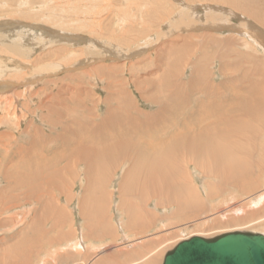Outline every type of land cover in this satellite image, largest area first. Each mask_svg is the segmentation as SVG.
I'll use <instances>...</instances> for the list:
<instances>
[{
	"label": "bare ground",
	"instance_id": "1",
	"mask_svg": "<svg viewBox=\"0 0 264 264\" xmlns=\"http://www.w3.org/2000/svg\"><path fill=\"white\" fill-rule=\"evenodd\" d=\"M47 1L49 2V0ZM71 1L73 2V0ZM71 1H64V4H71ZM87 1L89 3H85V5L90 9L85 8L88 13V16H86L88 20H91L88 23L85 22V17H83L85 20L82 21L79 15L77 16L78 19L66 15L69 14V8H66V10L68 9L66 12L63 11L65 10V7H63L61 9L63 12L61 14L57 13L56 8L49 7L52 5L51 3L46 5L39 0H0V18H4L2 20H10L1 21L0 19V75L9 72V70L23 68L24 62L16 63L14 69L8 68L9 65L7 66L2 57L9 50L3 45L6 44L5 41L7 40L4 37L7 36L5 33L11 29V26L18 25L15 28L12 27L15 30L13 33L20 35L18 43L20 41L24 42L26 37L32 35L27 34V36L23 32L24 30H18L21 26L19 25L20 22H18L20 20L22 21L21 29L25 27L33 28L30 32L35 33L36 36H33L38 38L33 40H40L45 45L48 44L44 35L40 36L33 30L39 29L40 33H47L48 27L34 23L31 25L26 21H41L52 26H59L60 24L61 27L68 28V30L72 28L71 30L76 32H78L77 29L91 30L94 34L105 31L109 44L101 43L102 39L94 35H92L94 39L92 37L77 38L76 36L72 38H59V36H55V39L49 38V41L55 44L73 43L72 45L69 44L73 48L66 47L69 51L64 48H58V52L65 55L61 62L66 68L72 63L68 62L69 58H75L77 61L81 59L73 56L77 55L79 49L74 46L86 43L85 47L92 49V43L96 42L97 45L93 46L96 48L100 46L107 54L106 60L110 62L119 57L118 53L114 52L115 50L113 51V49H119L122 46L127 47L132 42L141 43L140 41L143 38L149 40L152 38L151 34L153 32L154 34L156 32L155 40L157 41L159 36L163 34L161 31L162 26H160L161 29H158L153 25H149V23H153L154 19L165 20V22L166 19L167 21L170 19V24L167 27L169 28L172 25L173 29L169 30L168 33L164 32L170 39L167 41L164 36L166 42L164 47H162L163 50L159 49L164 54L162 56L158 55L157 63H160V60L163 59L161 66L158 64L155 68L156 71L158 68L157 73L154 71L155 69L151 73L152 68H150L147 73L148 76H143L142 80V76L140 78L139 76L135 77L136 72H132V63L131 67H127L130 72L128 74H131L132 80H134L135 84L133 85L138 91L137 93L144 100L150 102L149 104L157 107V111L149 113L139 108L140 106L135 101L136 99L128 90L130 82L127 81L128 79L121 77L127 72L124 68L113 62L110 66L104 64L91 68L90 64H95V60L90 62L89 55L81 52V50L80 56H83L79 61L81 64L73 72H80V69L83 71L85 67H90L87 71H94L98 80L94 75L88 74V72L76 73L75 76H70L73 80L81 82L80 87L75 86L77 91L71 90L75 92V95L71 97L69 94L66 97L62 85L56 83L59 88V97L52 93L50 97L46 96L39 103L38 108L34 109H31L27 104L25 105L26 112H40V117L34 115L33 118L37 122H41V124L37 125V122L29 120L28 128L23 129L22 134L19 135L17 133L18 135L15 134V136L7 130L0 132V183L3 177V183L6 182L9 185L6 187L8 190L5 192L2 190L3 188H0V219L10 211L24 210L26 205H23L22 201L26 203L30 198L32 200L31 204L35 203L42 207L39 210V207L31 206L32 208L29 212L31 216L28 215V220L31 223L25 224L23 222L27 227L29 226L28 228L33 230L31 233L34 235V240H36L32 244L33 246H29L28 241L26 242L29 247H33L32 257L35 259L33 263L48 264V261L42 262V260H47L50 257L52 261L49 264H158L166 249L171 247L185 230L196 229L195 231L198 232L212 233L217 230L254 229L258 232L256 234L264 235V136L262 130L255 126L256 124L250 125L246 120L251 118L264 127V108L259 110L258 113L249 111L245 114L246 119L244 116V120L241 118L236 120L235 123H227L226 121L221 123L216 128L217 130L220 129L219 133L215 131V128L210 129L209 125L203 124L206 122L203 120L202 124L205 125V128L200 129L201 132L199 130V133L195 135L175 136L182 133L179 132L178 128L171 127V118L170 121L164 120V112L175 108L178 109L179 106L181 109V106L184 105L186 115L189 114L194 117L195 115L192 114H199V117L202 116L204 118L206 116L205 119L207 121H214L210 118V115H214V110L213 114H209L204 113L205 109L197 110L196 108L200 105L197 102H204L208 99V97L203 99L204 96L212 94L207 95L208 90L214 87L209 84L212 74H204L205 83L203 79V82L199 81L201 79L200 76L196 80L190 78L192 80L189 79L191 83L190 89L186 91L184 90L185 88L183 89L186 84L184 85L182 82L181 85L179 83L182 81L180 79L182 74L179 71V66L182 61L193 57L195 60L192 59L193 61L186 62V64L184 62L182 67L185 68L188 65L192 67L193 65L195 69L192 74L197 73L195 70L205 71V62L211 58L209 51H212V49L209 50L208 48L207 50L206 48L209 44L215 46L222 43L223 45H229V47L235 46L236 49L241 47L248 50L255 46L257 52V46H259L260 51H264V0H195V2L205 3V5H200L197 8H192V4L188 6L190 3H186L185 0H174L176 2L174 4L173 0H105L106 2L114 3L117 8L118 12L116 14L119 18L117 26L120 33L111 28L112 22L105 27L104 23H107L108 16L106 14L107 16L105 17V9H100L101 11H96V13L92 10L96 8L95 6H97L99 1ZM76 2L79 3V0H76ZM61 4L63 3L59 5ZM177 8L180 12H178ZM151 10H155V12L151 13ZM213 10L214 12H210ZM113 12L115 13L114 10L111 13L113 14ZM177 13L179 14L177 15ZM197 13L200 16L202 15L203 19L207 14V24L204 23V26L198 24L196 21ZM227 17H229L228 19L237 20L239 25L231 26V24H228ZM12 19H15L16 22L12 21ZM219 22L226 23L219 24ZM161 24L163 23L161 22ZM153 28L157 29L154 30ZM183 31H192L194 34H196L195 32L199 33V31H204L205 33L183 35ZM228 31L235 34L225 35V38H218L216 35L218 32L228 33ZM178 33L180 38H175ZM234 35L235 37H233ZM239 36L242 37V39L240 38L241 40L237 38ZM95 37L99 42L95 41ZM160 39L162 40V37L158 40L160 41ZM179 41L184 43L177 46ZM196 41H200L198 46L199 43H202L201 48L196 46ZM10 42L12 44H10V51L14 54L20 49V45H15V41H11V39ZM194 42H196L195 46ZM140 46L145 47L144 44H140ZM222 48L224 49V46ZM199 51H201L200 56H198ZM143 58L145 59L146 57L144 56ZM222 58L224 59L225 55H222ZM97 60V62H100V59ZM101 61L104 63L105 60ZM229 61L230 63L228 64L232 65L231 60ZM263 62L264 60L261 62L262 66ZM112 64L116 66H111ZM230 68L232 69V67ZM227 72L223 73L227 74ZM68 79L69 77L66 80ZM87 79L91 82L92 80H97L99 83L102 82L108 85L105 90L108 91L105 100H102V97H96L91 87H89L90 85H85ZM254 79L257 78L255 77ZM65 83L69 85L68 82ZM220 84H217V86ZM147 85L154 92L151 91L149 93ZM46 91L48 92L49 89L40 88L31 94V99H39L41 101L47 93ZM191 96L193 98L196 97L194 99L196 102L191 100ZM259 96L261 97V95ZM88 97L93 99L89 106L87 104ZM19 98H22V94H17V99ZM103 102L107 103L108 109L106 112L103 111L101 115ZM202 105H205L204 108L207 107V104L203 103ZM8 108L13 109V113H7L0 117V130L3 128L7 129L12 121L14 124L11 125L12 127L10 126V129H20L22 117L18 115L19 110L17 104L15 105V101L11 100ZM217 108L215 109L217 110ZM7 110L9 111V109ZM214 119L216 120L217 118ZM165 121L169 122V124ZM40 127L45 130L48 129V134L43 133ZM11 138L15 139V141H11ZM205 159H207L206 162L204 161ZM189 170L195 174H199L198 172L203 173L207 179L211 178L219 181L217 185H211L210 183L203 185L207 192L206 199L201 198L198 189L193 187ZM62 172L65 173V176L63 177L64 181L61 182ZM46 186L49 188H47L49 190L47 193L45 192L47 191ZM78 186L80 190L76 192ZM63 188V194L61 193V196L57 198L54 195L55 193L53 194L51 191H62ZM230 188L235 189L241 197H238L237 194L234 195L233 192L231 193L232 198L230 200L232 205L228 208L229 210L227 209L228 215H225L216 210L219 207L209 204L214 203L216 200L220 202L219 200L223 198L226 191L231 190ZM42 189L44 193H42ZM69 189L70 193H67ZM81 191L83 195H81ZM21 192H25V194L22 195ZM21 195L24 198H21ZM64 195L67 197L65 199L69 206H71L72 201L79 200L77 211L82 222H84L81 228L78 229L79 232L75 229L76 225H71L72 231H67L72 213L67 212L62 205L64 203V200L62 202ZM152 206L153 209H150ZM16 212L18 213V211ZM217 212L219 214L218 219ZM43 216L46 221L44 227L48 224L51 227L50 231L44 230V233L37 228V224ZM11 219L12 222L15 221V218L11 217ZM7 220H1L3 223L0 221V227H4L3 225L5 227L7 225L10 226L11 222ZM7 222L10 223L8 224ZM200 223L202 226L199 225ZM23 228H26V226ZM23 231L25 232L26 230ZM21 234L23 233H20L22 240L24 236ZM24 235L26 234L24 233ZM27 236L29 237V235ZM20 238L18 243L14 239V242H16L14 244L15 247H11V249L19 248L15 249V253H18L13 256L14 260L20 261L23 259L20 264H32L28 262L27 257L24 256L22 258L24 255L22 244L24 245V243ZM4 244H6L5 238L1 239V245ZM12 253L9 252V255H7V262L12 258ZM42 255H46L45 259H41ZM9 256L10 259L8 258ZM19 257L21 258L20 260H18ZM0 259L3 261L2 257ZM12 259L11 261H13Z\"/></svg>",
	"mask_w": 264,
	"mask_h": 264
},
{
	"label": "rangeland",
	"instance_id": "2",
	"mask_svg": "<svg viewBox=\"0 0 264 264\" xmlns=\"http://www.w3.org/2000/svg\"><path fill=\"white\" fill-rule=\"evenodd\" d=\"M41 3H45L46 5H49L50 3L52 4L51 6H49V7H54V8H56V12L57 13H62L63 11H66L67 12V10H66V8H69V10H68V12H69V14H66V15H69L70 17H75L76 19H78V15H79V17H81L82 18V21H84L85 19H83V17H85L86 18V20H85V22H91V20L89 19H87V16H88V13H87V9L85 10V8H89V7H87L86 5H85V3H89L87 0L86 1H80L79 0V3H77L76 2V0H73V2L71 1V4H67V3H65L64 4V1H66L67 2V0H49V2L46 0V2H44L45 0H39ZM97 1H99V3H97V6H95L96 8L95 9H92L93 11H94V13H96V11L98 12V11H101V10H103V9H105L106 10V12H105V17L107 16V23H104L105 24V27L106 26H108V24H111V22H112V25H111V28L113 29V30H115L116 32H118V33H120V31H119V27L117 26V24H118V16H117V14H116V12H118L117 11V8L115 7V4L114 3H110L109 1V3L108 2H106L105 0H97ZM170 1H172V0H170ZM186 1V3H190V4H188V6H190L191 4V7L192 8H197L198 6H202V5H205V3L204 4H202V2H195V0H189L188 2H187V0H185ZM198 1V0H197ZM47 2H48V4H47ZM75 2V3H74ZM173 2V4L174 3H176L174 0L172 1ZM56 3V4H55ZM58 3V4H57ZM60 3H63V4H61V5H59ZM101 3V4H100ZM106 3H107V5H106ZM195 3V4H194ZM201 3V4H200ZM57 5H59V6H61L60 8H59V6H57ZM64 5V6H63ZM66 5V6H65ZM68 5V6H67ZM85 5V6H84ZM101 5H102V7H101ZM110 5V6H109ZM177 5V4H176ZM63 7H65V10H61V9H63ZM84 7V8H83ZM113 8V9H112ZM90 9V8H89ZM101 9V10H100ZM71 10V11H70ZM85 10V11H84ZM112 10H114L115 11V13L113 12V14L111 13L112 12ZM177 10H179L178 8H177ZM182 10V9H181ZM60 11V12H59ZM194 11V10H193ZM86 12V13H85ZM153 12H155V10H151V13H153ZM178 12H180V10L178 11ZM210 12H214V10L213 11H210ZM209 12V13H210ZM72 13V14H71ZM110 13V14H109ZM83 14H85V15H83ZM107 14V15H106ZM179 13H177V15H178ZM87 15V16H86ZM111 15H113V16H111ZM199 14L197 13V18H196V21L198 22V24L199 25H203L204 26V23L205 24H207L206 23V15L204 16V19L199 15ZM212 15V14H211ZM111 17V18H110ZM213 17V16H212ZM214 18V17H213ZM229 17H227V23L228 24H231V26H234V25H239V22L237 21V20H235V19H232L231 17V19H228ZM1 19V21H10V20H2V19H4V18H0ZM80 19V18H79ZM193 19H195V18H193ZM14 20V22H16V20L15 19H12V21ZM169 21H167V19H166V22H165V20H157V19H154L153 20V23H149V25H153V26H155V27H157L158 29H161V27L160 26H162V32H163V34H162V36H159V38L160 37H162V40L160 39V41L157 39V41L155 40V38H156V32H155V34H154V32L151 34V36H152V40H153V42H152V40L151 39H149V40H146L145 38H143V39H145V40H141L140 42L141 43H139V42H137V43H131L129 46H127V47H121V48H117V49H113V51L114 52H117L118 54V59H114V58H111V59H114V60H111L110 62L108 61V60H106L107 58V54H106V52L99 46V47H95L97 44H96V42H93L92 44L93 45H95V46H93L92 45V49H89L87 46L85 47V45H86V43L85 44H79V45H77V46H74V47H76V48H79L78 49V51H77V55H73L74 57H80L81 59H82V57L83 56H80V53L81 52H84V53H86L87 55H89V59H91L90 60V62H92L93 60H95L94 61V63L95 64H90V67L92 68L93 66L94 67H98V66H100V65H104V64H106V65H109L110 66V64L113 62V63H116L118 66H120V67H122V68H124L125 69V71H127L125 74H123L121 77H124L128 82H130V84H128L129 86V88H128V90H130L129 92L130 93H132L131 95H133L134 96V98L136 99H134L135 101H137V104H138V106H140L139 108L140 109H142L143 111H145V112H149V113H152L153 111L154 112H156L157 111V107H154V106H152L151 104H149L150 102H147L146 100H144L142 97H141V95L139 94V93H137L138 91L136 90V88H135V86L133 85V84H135L134 83V80H132V76H131V74L129 75L128 73H130L128 70H127V67H131L132 66V64H133V69H132V72L133 73H135V77H138L139 76V78L141 77V79L143 80V76L145 77H147L148 76V72L150 71V68H152L151 69V73H153L154 71L157 73V71H158V68H157V71H156V66H158V64L161 66V63H162V59L160 60V63H157V60H158V55H163L164 53H162L163 51H160L159 49H162L163 50V48L162 47H164V43L166 42L165 40L167 39V41H169V39L170 38H168L167 36L168 35H166L164 32H166V33H168V31L169 30H172L173 28H172V25H170L169 26V28L167 27L169 24H170V19H168ZM224 20V19H223ZM24 21V20H23ZM113 21H114V23H113ZM203 21V22H202ZM221 21V20H220ZM18 22H20L19 23V25H21L22 26V21L20 20V21H18ZM26 22H28L29 24H31L32 25V23H34V24H38V25H40V24H42V25H44L45 27H48V32L47 33H40L41 31H38L37 29H34L33 31L34 32H36L37 34H39L40 36H42V35H44V37L46 38V42H47V44L48 45H45L44 43H42V42H40V40H33V39H38L37 37H34L33 35H35L36 36V34L35 33H33V32H30V31H32V29H29V28H31V27H25L24 29H21V26L18 28V30H20V31H23L24 32V34H28V35H31V36H28V37H26L25 38V40H24V42H19L18 43V41H19V38H20V35L17 33L16 35L13 33L15 30H13V28L12 27H17L18 25H14V26H11V29H9L8 30V32H6L5 34H7V36H4V37H6L5 39H7L6 41H5V43L6 44H4L3 46L4 47H6V48H9V50H7L6 52H5V54L4 55H2V57H3V60L6 62V64H7V66H8V68H15V64L16 63H25V66H24V63H23V68H21V69H19V70H9V72H5L3 75H0V117H2V116H4L5 114H7V113H10V114H12L13 113V109H10V108H8V106H9V104H10V102H11V100L12 101H15V105L17 104V106H18V112H19V117H22V123H21V128L20 129H18V128H16V129H10V126L11 125H13L14 123H13V121L11 122V124H10V126L6 129V128H3L2 130H0V132H4L5 130H7L10 134H12V135H14L15 136V134L16 135H18L17 133H19V135L20 134H22L23 133V129H27L28 127V124H29V120H31V121H34V122H37V120L36 119H34L33 118V116L35 115V116H37V117H40V112H37V113H31V112H26V107H25V105L27 104V105H29V107L32 109H34V108H38L39 107V103L40 102H42L45 98H46V96H51V94L52 93H54V95L55 96H57V97H59L60 96V94H59V88H58V86L56 85V83H59V85H62V87H63V89L65 90L64 91V93H66V97H68V94H69V96L71 97L72 95H75V92H73V91H71V90H74V91H77V88H75V86L77 85L78 87H80V84H81V82H77L76 80H73L70 76H75L76 75V73H84V72H88L87 70L88 69H90V67L89 68H87V67H85V70H83L82 71V69H80L79 71L80 72H73L78 66H79V64H81V63H79V61L81 60H79V61H77L75 58L74 59H72V58H69V60H68V62L70 63V62H72L70 65H68L66 68H65V65L64 64H62V60L64 59V57H65V55H63V54H60L59 52H58V48H64V49H66V50H68L69 51V49L68 48H66V47H72V46H70V45H72L73 43L72 42H65V43H62V44H55L54 42H52L51 43V41H49V38H54L55 39V36H59V38H63V37H70V38H72V37H74V36H76L77 38H80V37H92V35H94V36H97V37H99V38H101L102 39V41H100L101 43H104V44H109L108 43V39H107V36H106V33H105V31H101V32H99V33H96V34H94V33H92L91 32V30L89 31V30H78L77 29V31L78 32H76V31H72L71 29L72 28H70L69 30H68V28H63V27H61L60 26V24H59V26L57 25V24H55V25H57V26H52V25H48V24H44V22H41V21H26ZM41 22V23H40ZM161 22L163 23V24H161ZM164 23H167V24H165L164 25ZM201 23V24H200ZM220 23H226V22H219V24ZM25 24V23H24ZM23 24V25H24ZM33 24V25H34ZM68 25H71V24H68ZM35 27H37V26H35ZM29 30H28V29ZM157 28H153L154 30H156ZM171 28V29H170ZM13 30V31H12ZM104 30H105V28H104ZM12 31V32H11ZM64 31V32H63ZM152 31V30H151ZM11 32V33H10ZM23 32H19V33H23ZM202 32L203 33H205L204 31H199V33L198 32H195L196 34H194V32H192V31H183L182 32V34L183 35H187V34H194V35H197V34H202ZM30 33V34H29ZM63 33V34H62ZM181 33V32H180ZM214 33H216V32H214ZM227 32H224V33H219L218 32V34L216 33V35L218 36V38L220 37V38H225L226 36H228V35H233V33L234 32H229L228 31V33L226 34ZM231 33V34H230ZM60 34H62V35H60ZM181 34V35H182ZM220 34H222V35H220ZM224 34V35H223ZM235 34V33H234ZM226 35V36H225ZM93 36V37H94ZM166 37V39H165V37ZM33 37V38H32ZM92 37V38H93ZM164 37V38H163ZM169 37H171V36H169ZM180 38L179 37V33L177 34V35H175V38ZM233 37H235V35L233 36ZM59 38H57V39H59ZM154 38V39H153ZM237 38H241L242 39V37H237ZM10 39H11V41H15V45H20V49L17 51V52H14V54L10 51L11 49H10V44H11V42H10ZM18 39V40H17ZM94 39V38H93ZM133 39H134V37H133ZM240 39V40H241ZM16 40H17V42H16ZM31 40V41H30ZM98 41V39H96V37H95V41ZM164 40V41H163ZM62 41V40H61ZM162 41V42H161ZM192 42H193V40H191ZM99 42V41H98ZM150 42V43H149ZM161 42V43H160ZM180 42V41H179ZM177 43L178 45L177 46H179V45H181L182 43H184V42H180V43ZM191 42V43H192ZM197 42V43H196ZM196 42H194V46H195V43H196V46L197 47H199V48H201L202 47V43H199V46H198V42H200V41H196ZM9 43V44H8ZM70 44V45H69ZM119 44V43H118ZM138 44V45H137ZM140 44L141 45H143L144 44V46L145 47H142V46H140ZM12 45V44H11ZM66 45V46H65ZM193 45V44H192ZM210 45V46H209ZM209 45H207L206 46V48H207V50H208V48H209V50L210 49H212V51L210 50L209 52H210V54H211V58L210 59H207V61L205 62L206 64H205V71L204 70H202V71H196L195 70V72H197V73H194V74H192L193 73V71H194V66L192 65V67H190L191 65H188L187 67L185 66V68L184 67H182V66H184V62H185V64H186V62H189V61H193V60H195V58L193 59V57L191 58V59H189V60H185V61H182V63L180 64V66H179V71L181 72V80L182 81H180L179 83H181V85H182V82H183V84L185 85L186 84V86H184L183 87V89L184 90H186V91H188L189 89H190V80L192 79V80H196V79H199V76H200V82L202 81V79H203V81H204V74H212V78H211V82L209 81V84H210V86L212 87V86H214L213 88H211V90H208L209 92L210 91H213V92H208V94L207 95H210L211 93V95L210 96H204V98L203 99H207V97H208V99L207 100H205L204 102H202V103H198L197 102V104H200V105H198L196 108H197V110H204L205 109V111H204V113H209V114H213V112H214V115H210V118L212 119V120H214V121H210V120H206L205 118H206V116L203 118L202 116L201 117H199V114H192V115H195L194 117H192L191 115H189V114H185V112H186V108L184 109V105H182L181 106V109H180V106H179V108L177 109V108H175V109H172V110H168L167 112H164L165 113V118H164V120L166 119L167 121L169 120L170 121V118H171V122H170V124H171V127L173 126L175 129H177L178 128V130H179V132H181L182 134H179V135H175V136H188L189 134L191 135H195V134H197V133H199V130L200 129H202V128H205V125H209L208 127L210 128V129H213V128H215V131H217L218 133H219V131H220V129H216L221 123H223V122H227V123H235L236 122V120H238V119H243L244 120V116H245V119H246V115L245 114H247L249 111H256L257 113H258V111L259 110H261L262 108H264V62H263V66L261 65V62H262V60H264V51H260V48H259V46H257V48H258V52H257V50H256V48H255V46H252V49H250V50H248V49H243V48H238V49H236V47L235 46H230L229 47V45L227 46V45H223L222 43H219V44H216L215 46H212V44H209ZM223 47L224 46V49L221 47V46ZM154 46H155V48H154ZM159 46H161V47H159ZM220 46V47H219ZM226 46V47H225ZM21 47H22V49H24V48H26V49H24V50H22L21 49ZM159 47V48H158ZM254 47V48H253ZM29 48V49H28ZM73 48V47H72ZM157 48V49H156ZM215 48V49H214ZM32 49V50H31ZM143 49V50H142ZM205 49V48H204ZM221 49V50H220ZM254 49V50H253ZM82 50V51H81ZM84 50V51H83ZM149 50V51H148ZM156 50H158V51H156ZM237 50V51H236ZM240 50V52H238ZM242 50H243V52H242ZM248 50V51H247ZM30 51H33V52H31L30 53ZM70 51L72 52V50L70 49ZM81 51V52H80ZM154 51V52H153ZM218 51H219V54H218ZM221 51V52H220ZM247 51V52H246ZM251 52V54H250V52ZM255 51V52H254ZM9 52V53H8ZM66 52V51H65ZM153 52V53H152ZM213 52V53H212ZM235 52V53H234ZM200 53H201V51H199V54H198V56H200ZM244 53H245V55H244ZM247 53V54H246ZM187 54H190V53H187ZM260 54V55H259ZM94 57H93V56ZM217 55H219V57H217ZM222 55H225V58L223 59L222 58ZM259 55V56H258ZM99 56V57H98ZM146 57L147 58V60H146V58L144 59L143 57ZM153 56H155V57H153ZM243 56V57H242ZM117 57V56H116ZM151 57H153L152 59H151ZM239 57V58H238ZM85 58H86V56H85ZM149 58V59H148ZM260 58V59H259ZM97 59H100V62H97L98 60ZM124 59V60H123ZM127 59V60H126ZM129 59V60H128ZM193 59V60H192ZM217 59V60H216ZM219 59V60H218ZM2 60V59H1ZM101 60H105L104 61V63H103V61H101ZM142 62H141V61ZM145 60V61H144ZM155 60V61H154ZM229 60H231V64L232 65H230V64H228V63H230V61ZM144 61V62H143ZM147 61H148V63H147ZM152 63H151V62ZM214 61V62H213ZM216 61V62H215ZM253 61V62H252ZM106 62V63H105ZM157 64H156V63ZM210 62V63H209ZM219 64H218V63ZM108 63V64H107ZM121 63V64H120ZM123 63V64H122ZM132 63V64H131ZM145 63V64H144ZM217 63V64H216ZM234 63V64H233ZM253 63V64H252ZM60 64H61V66H60ZM153 64V65H152ZM215 64V65H214ZM131 65V66H130ZM146 65H149V66H146ZM155 65V66H154ZM214 65V66H213ZM242 65V66H241ZM111 66H116L115 64H112ZM136 68H135V67ZM145 66H146V68H145ZM247 66V67H246ZM58 67V68H57ZM230 67H232V69L230 68ZM245 67V68H244ZM149 68V69H148ZM182 68V69H181ZM184 68V69H183ZM187 68V69H186ZM241 68V69H240ZM261 68V69H260ZM138 69H139V71H138ZM148 69V70H147ZM155 69V70H154ZM213 69V70H212ZM229 69H230V71H229ZM255 69V70H254ZM0 70H1V68H0ZM147 70V71H146ZM152 70H154V71H152ZM163 70V69H162ZM161 70V71H162ZM185 70V71H184ZM188 70V71H187ZM212 70V71H211ZM217 70V71H216ZM183 71H184V74H187V75H184L183 74ZM192 71V72H191ZM227 71H229V72H227ZM204 72V73H203ZM207 72V73H206ZM223 72H227V74L225 73H223ZM249 72V73H248ZM140 73V74H139ZM143 73H145V74H143ZM254 73H256L255 75H254ZM88 74H92V75H94L95 76V78L98 80V77H97V74L96 73H94V71L93 72H88ZM137 74H139V75H137ZM142 74V75H141ZM196 74V75H195ZM203 74V75H202ZM126 75V76H125ZM215 77H214V76ZM219 77H218V76ZM187 76V77H186ZM69 77V79L68 80H66L67 78ZM84 77V76H83ZM197 77V78H196ZM214 77V78H213ZM257 78V79H254V78ZM138 78V79H139ZM191 78V79H190ZM226 78V79H225ZM130 79H131V81H130ZM140 79V80H141ZM190 79V80H189ZM215 79V80H214ZM227 79H229V80H227ZM232 79V80H231ZM92 80V79H91ZM97 80L95 81V80H92V82L89 80V79H87V81L85 82V85H87V86H89V87H91V90H93V93H94V95H96V97L97 96H99V97H102V100H105L106 99V97H107V92L108 91H105L107 88V84H104V83H102V82H100L99 83V81L97 82ZM141 80V81H142ZM185 80V81H184ZM191 80V81H192ZM222 80H225V81H223L222 82ZM260 80V81H259ZM88 81H89V83H88ZM95 81V82H94ZM202 81V82H203ZM222 83H221V82ZM228 81V82H227ZM65 82H68L69 83V85L67 84V83H65ZM206 81H204V83H205ZM215 82V83H214ZM244 82H246V83H244ZM213 83H214V85H213ZM221 83V84H220ZM67 84V85H66ZM217 84H220V85H218V86H221V87H219L218 88V86H217ZM245 84V85H244ZM256 84V85H255ZM263 84V85H262ZM188 85V86H187ZM247 85V86H246ZM263 86V87H262ZM147 87L149 88V90H147L149 93L151 92V91H153L154 92V90H151L150 89V87L147 85ZM188 87V88H187ZM247 87V88H246ZM42 89V88H45V89H49V91L45 94V96L42 98V100L40 101L39 99H35V100H32L31 99V94L32 93H35L36 91H38L39 89ZM103 88H105V89H103ZM134 88V89H133ZM252 88V89H251ZM262 88V89H261ZM216 89H217V91H216ZM231 90H232V92H231ZM252 91V92H251ZM219 92V93H218ZM231 92V93H230ZM77 93V92H76ZM214 93V94H213ZM17 94H22V98H19V99H17ZM49 94V95H48ZM136 94V95H135ZM225 94V95H224ZM242 94V95H241ZM229 95V96H228ZM247 95H249L248 97H247ZM252 95H253V97H252ZM259 95H261V97L259 96ZM250 96H251V98H250ZM4 97V98H3ZM69 97V98H70ZM192 97V101H195L194 99L196 98V97H194L193 98V96H191ZM211 97V98H210ZM219 97V98H218ZM223 97V98H222ZM225 98H228V99H225ZM3 99V100H2ZM95 99V98H94ZM224 101H223V100ZM4 100H5V102H4ZM88 106L91 104V100H93V99H90V97H88ZM214 100H216V101H214V103H213V101ZM218 100V101H217ZM228 100V101H227ZM3 101V102H2ZM210 101H211V103H210ZM227 101V102H226ZM196 102V101H195ZM208 102V103H207ZM216 102H217V104H216ZM247 102V103H246ZM142 103H143V105H142ZM207 104L206 106V108H204V106L205 105H202V104ZM220 103V104H219ZM223 103H225V104H223ZM3 104V105H2ZM42 104V103H41ZM209 104H211V105H209ZM215 104V105H214ZM203 106V107H202ZM210 106V107H209ZM214 106V107H213ZM233 106V107H232ZM91 107V106H90ZM102 107L103 108H101V112H100V114L102 115V112L103 111H107V103H105V102H103L102 103ZM201 107V108H200ZM218 107V108H217ZM144 108V109H143ZM210 108H213V109H210ZM215 108H217V110L215 109ZM251 108V109H250ZM3 109V110H2ZM7 109H9V111L7 110ZM210 109V110H209ZM254 109V110H253ZM11 110V111H10ZM175 110V111H174ZM190 110V109H189ZM188 110V111H189ZM209 110V111H208ZM214 110V111H213ZM219 110V111H218ZM221 110V111H220ZM17 111V110H16ZM152 111V112H151ZM185 111V112H184ZM182 112V113H181ZM223 113V116H222V113ZM227 112V113H226ZM169 113V114H168ZM168 114V115H167ZM173 114V115H172ZM225 114H226V117H225ZM183 115V116H182ZM215 115H217L216 117H215ZM177 116V117H176ZM252 117H253V115H251ZM176 117V118H175ZM219 117V118H218ZM238 117V118H237ZM180 118V119H179ZM190 118V119H189ZM214 118H217L216 120L214 119ZM176 121H175V120ZM179 119V120H178ZM250 119V120H249ZM198 120V121H197ZM200 120V121H199ZM203 120H204V122L205 123H203ZM247 121H248V123L250 124V125H255V126H257L258 127V129L259 130H262V132H263V136H264V127L260 124V123H258V122H256L255 120H253V119H251V118H247L246 119ZM167 121H165L166 123H168L169 124V122H167ZM176 122V123H175ZM187 122V123H186ZM190 122V123H189ZM194 122V123H193ZM198 122H200V123H198ZM207 122H209V123H207ZM175 123V124H174ZM182 123V124H181ZM205 124V125H203V124ZM39 124H41V122H37V125H39ZM180 124V125H179ZM187 124H188V126H190V127H188L187 126ZM191 124V125H190ZM177 125H179V126H177ZM211 125V126H210ZM177 126V127H176ZM213 126V127H212ZM261 128H260V127ZM12 127V126H11ZM196 127V128H195ZM40 129H41V131L43 132V133H45V134H48V132H47V130H45L43 127H40ZM208 130V129H207ZM49 131V130H48ZM198 131V132H197ZM210 131V130H209ZM214 131V132H215ZM200 132H201V130H200ZM188 133V134H187ZM186 134V135H185ZM262 136V137H263ZM19 137V136H18ZM12 139V138H11ZM11 141H15V139L13 140H11ZM22 143V142H21ZM204 157H208V156H204ZM205 162L207 161V159H205L204 160ZM4 173V172H3ZM199 174H195V173H193V171L191 172V170H189V175H190V178H191V180H192V182H193V187L194 188H196V189H198V192L201 194V198H204V199H206V197H207V192H206V190L204 189V187H203V185L205 186L206 184H211V185H213V184H218L219 183V181H216V180H212L211 178L210 179H207V178H205L204 177V174L203 173H200V172H198ZM65 176V173L64 172H62L61 173V182L62 181H64L63 180V177ZM204 180V181H203ZM116 183V182H115ZM114 183V185H116ZM47 184V183H46ZM9 185H7V183L5 182V183H3V177H2V180H1V183H0V188L2 189V190H4V192L6 191V190H8L6 187H8ZM48 188V186H46V189ZM80 187L78 186V189L76 190V192H79V189ZM0 189V190H1ZM49 189V188H48ZM47 189V191H45L46 193L49 191ZM231 190L230 191H226V193H225V197L223 196V198H221L219 201L220 202H217L218 200H216L214 203H210L209 205H213V206H216V207H219V209L218 208H216V210H219L218 212H222L223 214H225V215H228L227 213H228V208H230V206L232 205L231 203H232V201L230 200L231 198H232V196H231V193L233 192V194L234 195H236L237 194V196L238 197H241V195L237 192V191H235V189H233V188H230ZM52 192H53V194L56 196V198L57 197H59V196H61V193L63 194V192H64V188H63V190L62 191H58V190H51ZM57 191V192H56ZM1 192V191H0ZM236 192V193H235ZM42 193H44V190L42 189ZM67 193H70V189H69V192H67ZM21 194L22 195H24L25 194V192H21ZM22 195H21V198H24V197H22ZM81 195H83V192L81 191ZM231 197H230V196ZM65 198H67L65 195L63 196V199H62V202H63V200H64V203L62 204L63 205V207H65V209H66V211L67 212H69V213H72V218H71V221H70V224H69V227H68V229H67V231H72V226L74 225H76L75 227V229H77V231H78V229L79 228H81V225H82V223H84V222H82V219H81V217H80V215H78V211H77V207H78V199H76L74 202L72 201L71 202V206H69V205H67V203H66V199ZM227 198H229V199H227ZM71 200V199H70ZM22 203H23V205H26L25 207H24V210L23 209H17L16 211H18V213L16 212V211H10L11 212V214H10V212H8L7 214H9L8 216H7V214L6 215H4V216H2L1 217V219H0V221L2 220V221H5L6 219H8L7 221H10V222H7L8 224L10 223V226H6L5 227V225H3L4 227H0V255H2V256H0V258L2 257L3 258V261L1 262V264L3 263V264H20L21 263V260H23V259H21L20 257H19V259L18 260H20V261H17V260H14V255H17V253H15V249L17 248H14V249H11V247L13 248V247H15V245L14 244H16V242L18 243V239L20 238V233H23V234H21V235H23L24 236V238H26V239H22L21 240V238H20V240L24 243V245L22 244V246H23V248H24V255L22 256V258L25 256V257H27L28 258V262L29 263H32V264H34L33 263V261L35 260V259H33V247L31 248V247H29L30 245L31 246H33L32 244L36 241V240H34V235H32V233H31V231H33L32 229H30V228H28L27 227V225H25L26 223L27 224H29V223H31L30 222V220H28L29 219V217H28V215L29 216H31L30 215V210H31V208L34 206V207H39V210H41L42 209V207L39 205H36L35 203H33V204H31L32 203V200H31V198H30V200L28 199V201L25 203V202H23L22 201ZM30 205V206H29ZM28 206V207H27ZM32 206V207H31ZM227 206V207H226ZM114 209H115V206H114ZM150 209H153V206L150 208ZM228 209V210H227ZM27 210V211H26ZM223 210V211H222ZM12 212H13V214H12ZM27 212V213H26ZM218 212H217V214H218ZM77 213V214H76ZM39 214V213H38ZM210 214V213H209ZM18 215V216H17ZM26 217H25V216ZM12 218H15V221L14 222H12V219H11V217ZM222 216V215H221ZM8 217V218H7ZM20 217H22L21 219H20ZM18 218V219H17ZM219 218V214L217 215V219ZM25 219H27V220H25ZM77 219V220H76ZM221 219V218H220ZM24 220V221H23ZM1 221V223H3ZM20 221H22V223H20ZM28 221V222H27ZM25 224H24V223ZM43 222H44V224H43ZM45 217L43 216V218L41 217V221H39V223L37 224L38 226H37V228H38V230L41 232V231H43V233H44V230H48V231H50V224H48V225H46V227H44L45 226ZM202 222V221H201ZM20 226H19V225ZM41 224V225H40ZM72 225V226H71ZM199 225H201V223L199 224ZM26 226V228H23V227H25ZM202 226V225H201ZM11 229H10V228ZM49 227V228H48ZM15 230H14V229ZM28 228V229H27ZM74 228V227H73ZM5 229V230H4ZM14 231H13V230ZM30 229V230H29ZM9 232H8V231ZM23 230H26L25 232L23 231ZM28 230L30 231V234H29V232H28ZM196 230V229H195ZM195 230H185L184 232H182L181 234H180V236H179V239H177L176 241H175V243L174 244H172L171 245V247H169V248H167L166 249V252H164V255H163V257H162V259L161 260H159V263L158 264H163V261H164V258H165V255L168 253V252H170V251H172V250H174V248L179 244V243H181V242H183V241H185V240H187V239H191V238H193V237H198V236H201V237H204V238H216V237H218V236H221V235H224V234H226V233H230V232H236V231H243V232H253V233H258V232H256L257 230H254V229H228V230H217V231H215V232H208V233H203V232H198V231H195ZM79 232V231H78ZM17 233H19V234H17ZM24 233L26 234V235H24ZM17 234V235H16ZM15 235V236H14ZM27 235H29V237L27 236ZM19 238H18V237ZM25 236H27V237H25ZM13 237H15V238H13ZM22 237V236H21ZM3 238H5V242H6V244H4V245H1V239H3ZM18 238V239H17ZM16 240V242H14L15 240ZM30 239V240H29ZM20 240H19V243H20ZM24 240H26L25 242H24ZM33 240V241H32ZM28 241V242H27ZM29 244V246H28V244ZM25 243H26V245H25ZM9 248V249H8ZM27 248V249H26ZM29 248V249H28ZM31 248V249H30ZM7 249H8V252H7ZM12 251H11V250ZM17 249H19V248H17ZM6 250V251H5ZM29 251V252H28ZM168 251V252H167ZM9 252L10 253H12V252H14V253H12V260L13 261H11V259H10V256L8 257L9 259H10V261H8L7 262V255H9ZM49 252V251H48ZM44 257H46V255H42L41 256V259H45ZM16 263H15V262ZM48 261V264H49V262L50 261H52L51 259H50V257H48L47 258V260L45 259V260H42V262H47ZM161 261V262H160Z\"/></svg>",
	"mask_w": 264,
	"mask_h": 264
},
{
	"label": "water",
	"instance_id": "3",
	"mask_svg": "<svg viewBox=\"0 0 264 264\" xmlns=\"http://www.w3.org/2000/svg\"><path fill=\"white\" fill-rule=\"evenodd\" d=\"M163 264H264V235L234 232L193 237L169 252Z\"/></svg>",
	"mask_w": 264,
	"mask_h": 264
}]
</instances>
